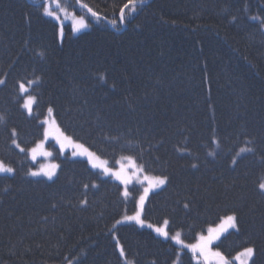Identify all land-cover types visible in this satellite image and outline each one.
I'll list each match as a JSON object with an SVG mask.
<instances>
[{
  "label": "trees",
  "instance_id": "obj_1",
  "mask_svg": "<svg viewBox=\"0 0 264 264\" xmlns=\"http://www.w3.org/2000/svg\"><path fill=\"white\" fill-rule=\"evenodd\" d=\"M45 6L87 28L65 23L60 38ZM263 28L264 0H0V161L13 169L0 174V264H125L119 246L132 264H196L191 249L119 223L140 187L125 197L62 155L61 133L64 149L82 145L111 168L131 157L165 178L145 221L192 244L232 215L212 248L235 264L251 247L249 264H264ZM44 130L51 180L29 176L37 165L16 147L34 148Z\"/></svg>",
  "mask_w": 264,
  "mask_h": 264
},
{
  "label": "rangeland",
  "instance_id": "obj_2",
  "mask_svg": "<svg viewBox=\"0 0 264 264\" xmlns=\"http://www.w3.org/2000/svg\"><path fill=\"white\" fill-rule=\"evenodd\" d=\"M35 1H37V0H35ZM51 17H59L58 19H56V21H57V23H58V25H59V36H60V38L62 37V35H63V29H62V25L63 24H65V23H68L70 26H71V28H72V30H73V28H74V25H76V24H78V22L80 21V20H83L82 18H78V17H76L74 14H71V13H62V14H54V16H51ZM84 21V20H83ZM84 24L86 25L85 27H82V28H79V30L78 31H74L73 30V32L74 33H78L79 31H82V30H84V29H86L87 28V24L84 22ZM263 31H264V28H263ZM26 89H27V87L26 86H24ZM24 93V92H23ZM27 97H29V96H26L25 97V99L27 98ZM25 99H24V102H23V105H24V103H25ZM32 107H33V105H32ZM25 109V108H24ZM26 110V109H25ZM27 112H28V110H26ZM32 112V111H31ZM29 113V112H28ZM50 114V113H49ZM47 118V117H46ZM45 118V119H46ZM45 119L42 121V123L44 124V125H46V123H45ZM51 124V126H52V122L50 123ZM45 130H44V136H43V139H42V141H40L34 148H32V149H30V150H27V151H25V150H23V152H25V153H27L28 154V156H29V158H30V160L32 161V162H34L37 166H36V168L35 169H32L31 171H30V173H29V176H31V177H33V178H43V179H46V180H51V179H53L54 177H55V175H56V173H57V170H58V165H57V163L52 159V151L47 147V144H48V142H49V140H50V136L49 135H45ZM56 145H57V143H56ZM58 146V145H57ZM16 147L20 150V151H22L21 149V147H19L17 144H16ZM59 147V146H58ZM60 148V150H61V147H59ZM33 149H35L36 150V152H35V159H33V152H32V150ZM83 149L84 148H71V149H63V150H61V153H62V155H64V156H67V157H69V158H82V159H85L87 162H88V164L90 165V167L91 168H93V169H96V170H98V171H100L104 176H109V177H111L113 180H115V181H117L119 184H121V186H122V188H123V193L125 192V191H127L128 193H129V188L130 187H137V186H139L140 187V193H139V195H138V197H137V206H136V211L134 212V213H132V214H129V215H126V216H124L120 221H119V223H134L135 225H137L138 227H140V228H146V229H150L151 231H153L156 235H158L159 237H161V238H163V239H169V240H171L172 242H174L176 245H180V246H182V247H184V248H187V249H191L190 247H185L184 245H193V244H196V243H198V241H199V237L200 236H205V237H207L208 235H209V229L211 228V229H219L222 225L226 228V231H229V230H233V229H235V228H233V227H228L227 226V223H226V218L228 217H224V218H222L221 219V221L217 224V225H215V226H212V227H210V228H208L207 229V231H208V233L207 234H205V235H199L198 237H197V239L192 243V244H186V243H184L183 241H182V238H181V234H180V232H174V233H170L169 231H168V223H167V225H165L164 224V222L161 224V225H152L151 223H149V222H147V221H145L144 219H143V210H144V206H145V203H146V200H147V198H148V196L150 195V193H152V192H154V191H156V190H158V189H160L161 187H163V185L165 184H163V185H160V186H158V187H155V188H151L150 190H149V192H148V194H147V196L145 197V200H144V204H143V209H142V211H141V213H140V219L143 221V224H139V223H137L135 220H127V219H125V217H130V216H135L136 215V213H137V211H138V204H139V198H140V196L141 195H144V189L145 188H149V181L151 180V179H153V178H156V176L154 177V176H149V175H147V174H145L144 172H143V170L141 169V167L135 162V167H127V165H128V161L127 160H123V159H121L120 161H118L117 162V164H116V167L115 168H111L110 167V165L108 164V162L106 161V160H104V159H97V160H95L94 162L96 163V164H98L99 166L98 167H92V164L91 163H89V158H88V156H87V154H84V155H80L79 153H81L82 151H83ZM77 153L76 155H73V153ZM88 152H90L89 150H88ZM92 153V152H91ZM95 157H97L96 155H95ZM0 163H2L1 161H0ZM3 164V163H2ZM5 167H9V166H7V165H5V164H3ZM52 165H56V168H55V170H54V175L52 176V178L51 179H49L46 175H44L43 174V171L42 170H46V171H51L52 170ZM121 165H125L126 167H125V171L122 173V175L125 177V178H127V179H129V183L127 184V185H125L124 183H122L121 182V180H118L115 176H113L112 174H111V172H116V171H120V169H121ZM11 168V167H10ZM104 168H108V169H110L111 171L110 172H108V173H106L105 171H104ZM32 172H41V174L40 175H38V176H33V175H31V173ZM0 174H11V173H6V172H3V173H0ZM159 178H162V177H159ZM163 179H165V178H163ZM166 181V180H165ZM230 216H232V215H230ZM234 217V216H233ZM234 223H235V220H234ZM149 225H151V227H149ZM219 225V226H218ZM236 225V224H235ZM157 227H163L164 228V230L168 233V235L165 237V236H163V235H160L159 233H157L154 229L155 228H157ZM177 233H179L180 234V240L182 241V243H177L176 242V240L175 239H173V237H175L176 236V234ZM220 233V232H219ZM218 233V234H219ZM217 235V234H216ZM216 239H214L213 241H212V243L211 244H209L208 245V247H207V250H206V254H207V259H203V260H201V259H199V257H205L204 255H201V253H200V251L199 250H197V251H199V252H195V254H196V256L194 255V261L196 262V264H223V262L218 258V257H216V256H214V255H212V253H215V252H217L215 249H213L212 248V244H213V242L215 241ZM121 247L119 246V251H120V254H121ZM244 250V249H243ZM242 250V251H243ZM242 251H240L239 253H241ZM239 253H237L235 256H234V258H233V260H234V262H235V264H240V262L238 261V260H236L235 259V257L239 254ZM121 257H123L124 258V262H125V264H132L131 262H129V261H127L126 259H125V257H124V255H121ZM242 259H245L244 257H242ZM224 261H226V260H224ZM249 261H250V259L248 260V264H249ZM228 262V261H227ZM228 264H230L229 262H228Z\"/></svg>",
  "mask_w": 264,
  "mask_h": 264
},
{
  "label": "snow or ice",
  "instance_id": "obj_3",
  "mask_svg": "<svg viewBox=\"0 0 264 264\" xmlns=\"http://www.w3.org/2000/svg\"><path fill=\"white\" fill-rule=\"evenodd\" d=\"M130 2H134V0H130ZM57 7H59V5H57ZM127 7V5L125 6ZM63 11V9H62ZM89 11H91V9L89 8ZM123 11L124 9L122 8L121 9V13L123 14ZM44 14L45 15H48V16H54V13L52 11L49 10V7L48 6H45L44 8ZM93 15H96V13H92ZM56 19H58L59 17H54ZM86 25L84 24V21L83 20H80L78 22V24L74 25V28L73 30L74 31H78L79 28H82V27H85ZM101 80L104 79L103 76L100 77ZM4 81H0V83H3ZM20 91L21 92H26L27 89L24 87L23 84L20 85ZM35 102V98L34 97H27L25 99V103L23 105V107L28 110L29 113H31L32 111V105L33 103ZM52 109H49V112L51 113ZM2 119V118H0ZM45 123H47V121H45ZM45 135L47 136L48 135V132L46 130L45 132ZM60 136H62L63 138L61 139L60 137H57V141L58 143H60V147H61V150L64 149V147L66 146V144H73L72 140L70 137H67V136H63V134L61 133ZM74 147L76 148H82L83 146L82 145H79V144H74L73 145ZM23 151V149H21ZM244 151H252V149L250 148H242L241 149V152H244ZM33 152V159H35V152L36 150L33 149L32 150ZM77 153H73V155H76ZM80 155H84V154H87L88 158H89V163L92 164V167H98L99 165L96 164L94 161L99 159L98 157H95V155L91 152H88L87 149H83V151L81 153H79ZM123 160H127L129 163L127 165V167H135V161L131 158V157H122ZM235 162V161H234ZM52 170L51 171H46V170H42L43 171V174L46 175L49 179L52 178V176L55 174L54 173V170L56 168V165H52ZM125 165H121V169L120 171H116V172H111V174L113 176H115L118 180H121L122 183H124L125 185H127L130 181L129 179L125 178L122 173L125 171ZM104 171L106 173L110 172L111 170L108 169V168H104ZM3 172H6V173H12L13 172V169L10 168V167H5L2 163H0V173H3ZM41 172H32L31 175L33 176H38L40 175ZM165 183V179L163 178H159V177H156V178H153L149 181V188H145L144 189V195H141L140 198H139V204H138V211L136 213L135 216H130V217H125V219L127 220H135L137 223L139 224H143V221L140 219V213L143 209V204H144V200H145V197L147 196L149 190L151 188H155V187H158L160 185H163ZM259 188L261 189V191H264V182L260 183L259 184ZM123 195L125 197H127L129 195V193L127 191H125L123 193ZM234 220L235 218L233 216H228L226 218V223H227V226L228 227H233L235 228L236 225L234 223ZM168 221H165L164 224L167 225ZM149 227H151V225H149ZM157 233H159L160 235H163V236H167L168 233L164 230L163 227H157L154 229ZM209 235L207 237L205 236H200L199 237V241L198 243L196 244H193V245H184L185 247H190L191 250L195 253L197 250L200 251L201 255H204L205 256V259H207V254H206V250H207V247L209 244L212 243V241L214 239L217 238L216 235H213L212 233L216 232L217 234L219 232H222V231H226V228L222 225L219 229H209ZM180 234L177 233L175 237H173V239L176 240L177 243H182V241L180 240ZM254 254V250L253 248L249 247V248H245L241 253H239L235 259L238 260L240 262V264H248V260L251 259V257L253 256ZM121 255H124V252L123 250H121ZM212 255L218 257L222 262L223 264H228L227 261H224V258L221 256V254L219 252H215V253H212ZM242 257H244L245 259H242Z\"/></svg>",
  "mask_w": 264,
  "mask_h": 264
}]
</instances>
